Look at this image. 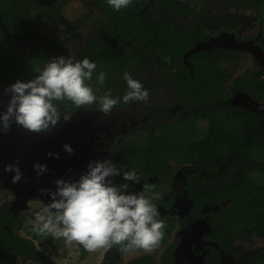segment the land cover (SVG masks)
<instances>
[{"label": "trees", "instance_id": "obj_1", "mask_svg": "<svg viewBox=\"0 0 264 264\" xmlns=\"http://www.w3.org/2000/svg\"><path fill=\"white\" fill-rule=\"evenodd\" d=\"M1 1L9 5L8 0ZM81 1L92 3L99 14L97 32L74 58H87L97 65L92 80L86 83L97 96L111 93L113 98L120 97L113 109L136 106L140 119L147 121V144L137 149L122 147L109 154L118 169L135 170L140 182L132 184L118 175L113 185L129 183V191L134 192L151 185L152 193L159 196L152 201L159 214L160 205L167 207L172 202L174 196L168 203L160 198L168 189L174 191L171 183L181 169L180 183L192 202L181 227L185 228L187 218H207L209 225L203 238L207 244L203 264H225L223 259L232 254L235 239L251 236L261 239L262 244L248 250L239 264H264V184H251L252 173L264 179V68L252 58L254 67L235 75L234 68L246 53L222 47L199 50L184 59L213 33L201 20L218 0H132L120 11L108 0ZM221 1L223 8L216 14L219 22L235 23L228 14L229 6L235 3L258 13L256 21L264 23V0ZM24 3L17 0L19 17L24 15ZM28 4L34 11L33 22H56L62 16L58 4ZM195 17L196 26H185ZM220 26L225 29L227 25ZM42 54L41 47L35 45L33 58L24 66L32 71L42 69ZM17 70L24 72L20 67ZM101 71L106 73L103 87L96 82ZM125 72L149 92L147 102L123 103L128 90ZM235 93L258 107H237L230 102ZM54 103L60 110L77 109L67 100ZM140 183L142 189L138 188ZM0 214V264H55L42 251L46 246L54 247L53 236L34 233L33 224L24 223L8 207ZM169 216H158L165 224L160 244L177 222L175 218L167 220ZM117 250L110 254V264H120L114 256L124 252L119 247ZM170 254L166 251L159 260L145 254L125 264H175Z\"/></svg>", "mask_w": 264, "mask_h": 264}, {"label": "clouds", "instance_id": "obj_2", "mask_svg": "<svg viewBox=\"0 0 264 264\" xmlns=\"http://www.w3.org/2000/svg\"><path fill=\"white\" fill-rule=\"evenodd\" d=\"M131 3L132 0H108L116 11ZM96 68L87 58L75 60L70 56L48 61L43 69L35 70L34 79L17 81L6 90L11 99L7 111L0 114V126L7 132L14 119L30 132H49L57 126L62 114L54 102L64 100L72 102L76 108L97 104L100 112L110 114L121 98H113L111 93L94 94L86 81L92 80ZM123 79L128 89L123 103L147 102L149 92L138 80L128 72ZM105 80L106 73L99 72L97 84L103 87ZM63 118L68 121L71 112ZM64 147L69 153L73 151L67 145ZM34 168L38 172L46 170L40 165ZM5 171H15L13 183L20 180L19 168L9 165ZM118 175L132 184L140 182L135 170L118 169L109 160L90 163L87 173L77 182L57 180V191L50 194L51 203L36 214L32 231L41 236L62 238L66 246L75 242L89 253L113 246H119V250L126 253L137 250L152 253L159 246L165 227L152 203L159 196L152 193V186L148 184L140 192L129 191V183L113 185L109 178Z\"/></svg>", "mask_w": 264, "mask_h": 264}, {"label": "flooded vegetation", "instance_id": "obj_3", "mask_svg": "<svg viewBox=\"0 0 264 264\" xmlns=\"http://www.w3.org/2000/svg\"><path fill=\"white\" fill-rule=\"evenodd\" d=\"M5 2L9 5L2 3V1L0 0V17L2 19V24L8 31L9 36H5L1 26L0 36L2 37L1 39L7 40L9 43L12 44L13 51L11 52L10 62L3 64L0 63V114L5 113L7 111L9 101L11 99V96L9 94H6V90L17 81L28 82L36 77L37 73L35 71H32L31 68H26L24 66L26 60L30 61L33 58L35 45L40 46L41 51H43L42 58L45 62L43 63L44 65L41 66L42 69L46 66L48 59L47 57H49L48 55H50L49 53L53 49L55 50L57 48L56 45H52L47 42L46 44H43L44 42H42V40H40L37 36H34L32 39L30 33L33 31V25L31 23L30 25L27 24L26 22H24L22 17H19L16 9L17 0H8ZM51 4L52 3L49 2H40V5L50 6ZM25 5L28 7V2ZM27 7H25V10H27ZM218 22H216V28L208 27V29H211V32L213 33L206 40L210 39L211 37H216L223 33H231L235 34L239 40L255 41L256 44L264 50L263 22L257 24V28L254 30L253 35L249 38H241L240 36H238V27L235 24H226V21H221L218 24ZM36 24H38V22H34V25ZM220 25L227 26H225V29H220ZM95 28L96 29L91 32L89 37L91 35H95V33L97 32L96 25ZM17 37L19 40L17 39ZM85 45L82 48H84ZM80 50L78 52H80ZM250 57L253 58L252 56ZM18 67H20V71L23 70L24 72H19V70H17ZM230 102L234 103V105H237V107H242L246 109L258 107L257 104H255L252 100L247 99L241 93H235L231 97ZM132 108L134 109L133 106ZM132 108H130V110L124 111L125 113H127V115H129L130 113V115L126 116V118L130 120L131 123L127 126L132 125L134 127L141 124L145 125L146 128L147 121L145 120V118L140 119L139 110H133ZM61 111L62 114L60 116L57 126L49 132H30L24 127L16 124L14 119L7 132H5L2 126H0V189H2V187H9L11 188L12 192L14 191L12 194L15 193L16 200L12 207H17V205H21L25 201L27 202V198L33 195H39L42 198L46 199L49 203H51V201L45 198L43 194L39 192L38 184L33 185L32 172H28L29 176L27 175L26 177H21L17 183L12 182V178L14 175H16V173L15 171H5V168L11 165L10 153L6 146L15 148L17 144L23 141L25 139V136L27 135H31L32 137L36 138L41 137L44 140L45 145L48 143V150L45 151L44 161L42 162V166H44L46 170L40 172V174L44 177V175L49 174L52 169L53 171H57L59 175H66L67 172H70L71 177L67 178L66 180V182L69 183L77 182L81 175L86 174L88 171V165L90 163L99 162V153L105 150L106 147H110V149H108L105 154L107 160L109 159V154L113 150H115L112 149L113 147L109 146L108 130L104 132L102 131V133H98L93 136L90 135L89 129L92 128L93 124V118L90 117V115L78 113L80 111V108H77L75 110L62 109ZM69 112H71V118L68 121H65L63 117ZM142 112H144V110ZM72 122L77 123L79 127H82L76 129L77 133H74V129L69 128L72 126ZM107 127L111 128V126ZM84 129L85 132L81 134ZM65 145L69 146L73 151L71 153L66 151L64 147ZM84 148L87 149L86 152H83ZM20 161L21 159L18 157L17 162L20 164L18 167L16 166V164H13L15 167L19 168V170H21L23 167V164ZM180 171L181 169L176 172V174L174 175V181L171 183L172 190L174 191H170L168 189L165 195L160 198L166 199L168 203L170 199L174 196L171 199L172 204L170 203L167 207L160 205L158 207V210L161 216L166 217L167 215H170L167 220L175 218L177 222L175 223V227L172 229L171 235L164 242L168 244L167 248L160 254L158 258L155 259L159 260L162 255L167 251L171 252L170 255L173 256L175 264H203L205 256L207 254V250L205 249V246L207 244L204 242L203 238L205 235L204 233L209 230V225L206 221L207 218H197L196 220H193L192 218H187L185 228L183 229L181 227L182 225L180 223L181 221H183L182 219L190 213L189 207L191 206L192 202L188 200L186 192H184L181 186L180 180L182 179V177ZM113 181L114 177L113 179H111L112 184ZM21 185L26 187L25 192L24 188ZM138 188L142 189L141 183ZM8 192L10 193V191ZM11 199L5 200V205L0 210H2L4 207H8L11 210L10 206L6 205V203L10 205L12 204ZM164 243H162V245ZM118 247L119 246H113L112 248L108 249L106 255L108 264H110V261L112 260L109 259L110 254L116 253L118 251ZM122 254L124 253L115 254L114 261H120L118 257H120ZM224 260L225 259H223V261Z\"/></svg>", "mask_w": 264, "mask_h": 264}, {"label": "rangeland", "instance_id": "obj_4", "mask_svg": "<svg viewBox=\"0 0 264 264\" xmlns=\"http://www.w3.org/2000/svg\"><path fill=\"white\" fill-rule=\"evenodd\" d=\"M25 3H35L37 5L40 2L46 3H55L61 6L62 16L56 22H51L49 20H41L38 24L34 25L33 22V8L27 7L24 3V7H27L25 10L22 19L24 22L30 25H33V31L30 33V36H37L44 39L47 43L56 45L57 48L52 50L47 57V62L59 57L73 58L78 53V51L85 45L89 35L93 30H95V25H97V20L99 19V14L97 9H94V5L90 2H83L81 0H24ZM32 8V9H31ZM223 8V2L218 0L212 8H207L206 13H203L202 23H206L209 28H216L217 26V17L216 14ZM231 17L234 18L233 24L238 27V36L241 38H249L253 35L254 30L257 28L258 22L256 21L257 14L250 8H244L231 4L229 6V13ZM199 17V15H198ZM193 20L190 23L185 24L189 27H194L197 25L198 18H192ZM78 23V24H76ZM201 23V24H202ZM219 24V22H218ZM264 36V34H263ZM0 36V63L10 62L11 52L13 51V46L7 40L1 39ZM264 42V37H263ZM244 58L239 61L236 65L235 75H239L244 69L249 67H254L253 59L244 54ZM13 59V58H12ZM32 80V79H31ZM161 93V90L158 94ZM135 110H139L136 106H133ZM132 108V107H131ZM133 109V108H132ZM133 109V110H134ZM125 110L112 109L111 113L105 115L104 113L98 110V105L93 104L91 106L81 107L78 113L90 115L93 118L92 128L89 129L90 135H96L102 133V131H109L108 143L109 146L113 147L112 149L133 148L137 149L139 147L147 144L148 135L146 132L145 125L139 124L138 126H127L130 125L131 121L126 118L127 113ZM113 122V123H112ZM112 123V125H111ZM107 126H111L107 127ZM74 129V133L79 127L77 123L72 122V126L69 127ZM85 132V129L81 134ZM94 133V134H93ZM84 137V135H83ZM48 143L45 145L44 140L41 137H32L31 135L25 136V139L17 144V146L8 148L10 153V163L11 165L16 164L18 167L20 164L17 162V158L21 159L23 164L22 169L20 170L21 177H26L28 172H32L33 185H39V192L43 194L45 198L51 201V193L57 191V180H63L66 182L67 178L71 177V173L67 172L66 175H59L57 171H50L49 174H45L44 177L38 172L34 165L42 166L44 161V153L48 150ZM110 149L106 147L105 150L99 153V162L106 161V151ZM87 149L84 148L83 152H86ZM52 155V154H51ZM50 155V156H51ZM109 160V159H108ZM29 176V175H28ZM110 180L113 177L109 178ZM22 180V179H21ZM251 184L252 186H259L264 184V179L256 174H251ZM24 188L26 187L21 185ZM12 190L9 187H2L0 189V209L5 205V200H10L11 205H9L11 210L15 213L18 218L24 219V223L34 224L35 216L38 212H42L46 205L49 202L42 198L39 195H33L27 198L21 205L17 207H12L16 200L15 193L12 194ZM43 190V191H42ZM22 192V193H24ZM23 235L22 232H19ZM54 247L46 246L42 251L49 255L55 264H105L107 262V252L108 249H101L97 252L89 253L83 249V247L77 243H73L70 246L65 245V241L60 238H54ZM35 244L38 245L39 241H35ZM262 244V240L256 236H251L249 238H236L232 254L226 255L224 263L225 264H239L240 258L250 249L258 247ZM168 244L164 243L159 245L155 251L152 253H145L143 250H137L133 253L122 254L118 259H120V264H125L129 260L138 257L139 255L149 254L154 258H158L160 254L167 248ZM108 264V263H107Z\"/></svg>", "mask_w": 264, "mask_h": 264}, {"label": "water", "instance_id": "obj_5", "mask_svg": "<svg viewBox=\"0 0 264 264\" xmlns=\"http://www.w3.org/2000/svg\"><path fill=\"white\" fill-rule=\"evenodd\" d=\"M150 5L151 2L144 10H146ZM0 26L5 36H9L7 29L2 24L1 17H0ZM214 47H222V48L235 50L238 52H245L246 54L252 56L260 67L264 68V50L259 45H257L255 41L239 40L235 34H231V33H223L216 37H211L206 41L198 42L191 50H189L185 54L184 59L186 61V59L190 55H192L193 53L199 50L211 49ZM246 98L249 99L248 97Z\"/></svg>", "mask_w": 264, "mask_h": 264}]
</instances>
